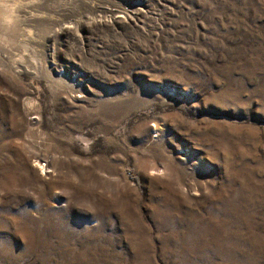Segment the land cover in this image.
<instances>
[{"label":"rangeland","instance_id":"rangeland-1","mask_svg":"<svg viewBox=\"0 0 264 264\" xmlns=\"http://www.w3.org/2000/svg\"><path fill=\"white\" fill-rule=\"evenodd\" d=\"M14 2L0 264H264V0Z\"/></svg>","mask_w":264,"mask_h":264},{"label":"bare ground","instance_id":"bare-ground-1","mask_svg":"<svg viewBox=\"0 0 264 264\" xmlns=\"http://www.w3.org/2000/svg\"><path fill=\"white\" fill-rule=\"evenodd\" d=\"M10 1V0H9ZM4 2L7 4L6 5V7H4ZM14 2V0H12V3H10V2H8L7 3V0H0V5H2V7H0V12H3V15H2V17L1 18H3L4 19V23L6 22V24L7 25H11L12 24V22L14 23L15 21H14V17L15 16H17L16 14H15V16L13 15L14 13H15V9L14 8H17L16 7V5L13 3ZM33 3V2H32ZM39 3V2H38ZM38 3H37V5H38ZM30 5V4H29ZM46 5V4H45ZM15 6V7H14ZM35 6H36V3H35ZM47 7H49V6H47ZM30 8V7H29ZM33 10V9H32ZM5 11H7V13H5ZM10 12V13H9ZM17 12H19V11H17ZM16 12V13H17ZM29 13V12H28ZM111 13H112V11H111ZM119 13V12H118ZM121 13H123V12H121ZM113 14V13H112ZM124 14V13H123ZM29 15V14H28ZM21 16V15H20ZM23 16V15H22ZM25 16V15H24ZM29 16H31V15H29ZM127 16L128 15H125V18H127ZM7 17V18H6ZM0 18V19H1ZM26 18V17H25ZM33 18V17H32ZM31 18V19H32ZM35 18V17H34ZM28 19V18H27ZM30 19V20H31ZM6 20H8V21H6ZM21 20V18L19 19V23L21 22L20 21ZM2 21V20H1ZM18 21V20H17ZM25 21V20H24ZM27 22V21H26ZM106 22V21H105ZM19 23H18V25H19ZM49 23V22H48ZM29 24V23H28ZM17 25V24H16ZM27 25V24H26ZM31 26V25H30ZM7 27V26H6ZM16 27H19V26H16ZM8 28H10V27H8ZM23 28H24V26H23ZM28 28V27H27ZM27 28H26V30H27ZM77 28V27H76ZM29 29V28H28ZM32 29H34V28H32ZM30 30V29H29ZM35 30V29H34ZM38 30V29H37ZM23 31V30H22ZM33 31V30H32ZM24 32V31H23ZM27 32V31H26ZM30 32H31V30H30ZM2 33V32H1ZM32 33V32H31ZM8 34V33H7ZM27 34H28V32H27ZM35 36V35H34ZM20 39V38H19ZM28 41V40H27ZM18 43H19V41H18ZM26 45V44H25ZM32 54V53H31ZM32 55H34V54H32ZM21 56V55H20Z\"/></svg>","mask_w":264,"mask_h":264}]
</instances>
